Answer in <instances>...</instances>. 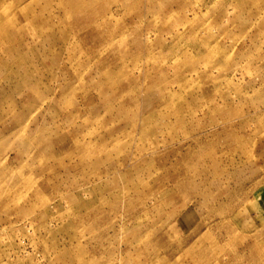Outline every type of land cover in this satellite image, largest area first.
Returning a JSON list of instances; mask_svg holds the SVG:
<instances>
[{"label":"rangeland","instance_id":"1","mask_svg":"<svg viewBox=\"0 0 264 264\" xmlns=\"http://www.w3.org/2000/svg\"><path fill=\"white\" fill-rule=\"evenodd\" d=\"M0 264H264V0H0Z\"/></svg>","mask_w":264,"mask_h":264}]
</instances>
